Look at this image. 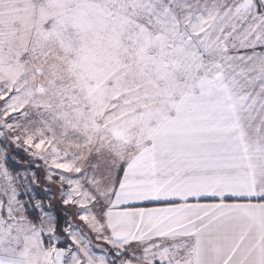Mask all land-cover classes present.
Returning a JSON list of instances; mask_svg holds the SVG:
<instances>
[{
  "label": "snow or ice",
  "instance_id": "snow-or-ice-1",
  "mask_svg": "<svg viewBox=\"0 0 264 264\" xmlns=\"http://www.w3.org/2000/svg\"><path fill=\"white\" fill-rule=\"evenodd\" d=\"M0 264H264V0H0Z\"/></svg>",
  "mask_w": 264,
  "mask_h": 264
}]
</instances>
